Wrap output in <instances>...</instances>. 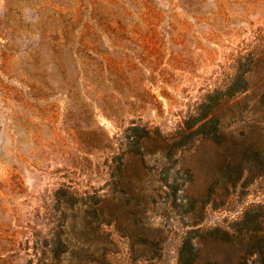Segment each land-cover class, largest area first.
Listing matches in <instances>:
<instances>
[{
    "label": "rangeland",
    "instance_id": "1",
    "mask_svg": "<svg viewBox=\"0 0 264 264\" xmlns=\"http://www.w3.org/2000/svg\"><path fill=\"white\" fill-rule=\"evenodd\" d=\"M215 93L227 129L257 124L264 142V0H0V264H38L54 191H105L131 128L174 134ZM160 194L149 214L161 261H131L109 226V264H179L191 222ZM257 204L264 174L244 173L199 226L228 227Z\"/></svg>",
    "mask_w": 264,
    "mask_h": 264
},
{
    "label": "trees",
    "instance_id": "2",
    "mask_svg": "<svg viewBox=\"0 0 264 264\" xmlns=\"http://www.w3.org/2000/svg\"><path fill=\"white\" fill-rule=\"evenodd\" d=\"M218 98V93L209 95L201 112L190 115L174 134L131 128L133 137L127 135V144L114 156V171L102 193L57 188L47 222L52 227L41 241L38 264H109L106 258L114 252L104 229L109 226L127 240L131 261L160 262L163 228L151 225L149 214L160 192L167 209L191 222L178 249L179 264H264V204L251 205L228 227L199 226L205 207L224 206L244 173L264 174V142L252 135L261 133L259 126L252 124L236 136L218 117ZM190 149L195 162L185 163L184 152ZM154 152L159 165L147 167L146 157ZM179 190L185 204L177 198Z\"/></svg>",
    "mask_w": 264,
    "mask_h": 264
}]
</instances>
